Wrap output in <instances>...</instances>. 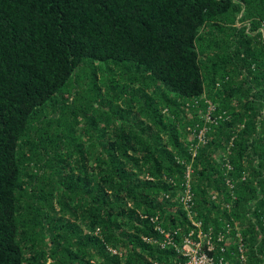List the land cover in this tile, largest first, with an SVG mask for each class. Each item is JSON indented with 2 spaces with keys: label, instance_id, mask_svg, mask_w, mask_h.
<instances>
[{
  "label": "trees",
  "instance_id": "obj_1",
  "mask_svg": "<svg viewBox=\"0 0 264 264\" xmlns=\"http://www.w3.org/2000/svg\"><path fill=\"white\" fill-rule=\"evenodd\" d=\"M263 17L264 0H0V264L184 261L150 217L187 229V165L197 218H232L264 264V45L242 24ZM206 100L225 114L193 156Z\"/></svg>",
  "mask_w": 264,
  "mask_h": 264
},
{
  "label": "built area",
  "instance_id": "obj_2",
  "mask_svg": "<svg viewBox=\"0 0 264 264\" xmlns=\"http://www.w3.org/2000/svg\"><path fill=\"white\" fill-rule=\"evenodd\" d=\"M238 25V22H235ZM245 26V32L255 36L256 40L264 45V17L261 18L254 28L250 27L248 20L242 23ZM206 110L200 115L204 125L198 130L188 127L190 139L195 138L196 143L192 144V155L198 145L207 142V132L209 124H215L219 119L224 117L225 112H216V103L206 100ZM223 166L226 171L231 169L226 154H223ZM191 173L190 165L186 166L183 180L179 183L175 197L186 213L188 227L184 232L180 228L165 229L159 222L158 218L150 217V221L154 223V230L157 231L161 238L156 240L161 247H170L175 252L185 258L184 261L173 264H247L244 243L240 234L239 226L232 220L225 222L219 229L214 230L212 225L204 226L202 221L197 218L194 210V194L191 189ZM147 178L152 179L147 176ZM170 182L175 183L173 180ZM225 182L232 187L230 178H225ZM176 185V184H175ZM166 198L170 197V193H165ZM146 217V216H144ZM146 241H152L150 238H144ZM116 254L115 250H111Z\"/></svg>",
  "mask_w": 264,
  "mask_h": 264
}]
</instances>
